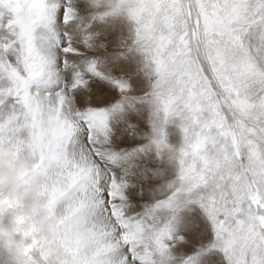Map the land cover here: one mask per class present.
Returning <instances> with one entry per match:
<instances>
[{"label": "snow or ice", "instance_id": "obj_1", "mask_svg": "<svg viewBox=\"0 0 264 264\" xmlns=\"http://www.w3.org/2000/svg\"><path fill=\"white\" fill-rule=\"evenodd\" d=\"M59 8L60 0H0L8 32L0 41V134L37 161L60 245L74 264H170L175 212L170 201H157L139 216L126 214L127 184L106 164L116 159L103 147L107 112L71 103V89L86 83L83 72H74L70 87L46 83L57 60L52 25ZM73 17L65 4L64 22ZM129 18L132 47L151 80L149 102L166 117L187 113L189 135L200 138L180 160V179L211 222L209 247L226 264H264V0H131ZM62 51L78 50L69 43ZM85 70L104 76L95 62ZM112 83L121 92L129 87ZM210 137L228 142L224 166L206 159ZM26 235L32 264H54L39 235Z\"/></svg>", "mask_w": 264, "mask_h": 264}, {"label": "bare ground", "instance_id": "obj_2", "mask_svg": "<svg viewBox=\"0 0 264 264\" xmlns=\"http://www.w3.org/2000/svg\"><path fill=\"white\" fill-rule=\"evenodd\" d=\"M64 2L75 10V15L65 23L61 10L64 6L60 4L52 25L59 39V45L54 49L57 60L46 83L52 89L70 87L74 82V72L77 69L83 72L86 83L71 89V103L81 111L93 107L103 108L107 112L110 133L103 147L116 155L115 161H106L107 168L117 180L122 178L127 184L126 214L139 216L157 202L158 198L153 193L161 180L154 172L165 169L154 153L142 147L145 144L142 136L148 132L142 100L147 97L150 83L142 69L141 54L132 47V34L127 20L121 18L114 25L101 23L88 15L84 0ZM6 18L0 19V41L8 35L7 29L3 27ZM89 37H94L93 46L84 43ZM69 43L78 51L63 53L62 48ZM65 57L70 64L67 68L64 66ZM91 62H95L104 76H95L85 70ZM113 79L126 81L128 89L121 92L112 83ZM184 211V208L177 210L169 222V232L175 241L172 248L175 259L170 264H184V261L188 264H213L212 260L220 257L206 252L205 245L211 235L208 223L202 217ZM157 214L161 219L168 215L166 211L159 210ZM178 237H183V240H178Z\"/></svg>", "mask_w": 264, "mask_h": 264}, {"label": "clouds", "instance_id": "obj_3", "mask_svg": "<svg viewBox=\"0 0 264 264\" xmlns=\"http://www.w3.org/2000/svg\"><path fill=\"white\" fill-rule=\"evenodd\" d=\"M88 15L101 23L114 25L119 19L129 18L131 0H84ZM75 15V10H74ZM93 46L94 37L87 39ZM175 122V131L169 132L166 125ZM149 131L142 138L146 151L167 166L170 177L164 179L165 169L154 172L161 182L155 186L157 201H170V211L176 212L196 203L190 194L187 179L181 181L180 160L192 152L199 137L192 139L188 129L189 115L176 112L174 116L161 114L155 102H149ZM173 136L178 139L173 140ZM207 143L211 149L206 159L212 166L226 164L225 154H231L228 142L220 137H210ZM37 161L30 156L20 155L6 134H0V264H32L26 249L31 243L29 233L39 235L48 246L54 264H74V257L60 245L61 230L58 217L51 204V196L45 179L37 168ZM243 195V192H240Z\"/></svg>", "mask_w": 264, "mask_h": 264}, {"label": "rangeland", "instance_id": "obj_4", "mask_svg": "<svg viewBox=\"0 0 264 264\" xmlns=\"http://www.w3.org/2000/svg\"><path fill=\"white\" fill-rule=\"evenodd\" d=\"M60 4H62L64 6L66 3L63 0V2H61ZM61 10L63 12V7L61 8ZM125 20H127V19H125ZM131 34H132V32H131ZM132 40H133V36H132ZM141 57H142V55H141ZM142 69L144 71V75L146 76L145 73L147 72V69H145L144 66H143V57H142ZM146 79L150 83V88H149V91H148V93H149L150 92V89H151V80H150V78H147V77H146ZM142 104H143L142 107L144 108V111H145V125H146V127L148 128V131H149V126H148V123H147V121L149 119V97H148V95H147V97L145 99L142 100ZM166 127H167V129H168L169 132H174L175 131V122H172V123L167 124ZM172 139L173 140H176V139H178V136H173ZM162 164L165 165L164 163H162ZM165 172L168 173V174L167 175L165 174V178L164 179H167V178L170 177V173L168 172L166 165H165ZM192 208H193V213L191 214ZM184 209H185L184 212L187 211L186 213L189 212L188 214H190L192 216H199V217H202L203 219L206 220V222L208 223L210 232H211L210 239L206 242V245H205L206 252H209L210 254H218L217 256L220 257V258L213 259L212 260L213 264H222V263L223 264H226V260H225V257L223 255V253L219 249H215V248H210L209 247L211 245V243L215 239V233H214V230L212 228L211 222L209 221V219H208L206 213L203 211V209L198 204H191L188 208H184ZM207 248L208 249L210 248L209 251H208Z\"/></svg>", "mask_w": 264, "mask_h": 264}]
</instances>
